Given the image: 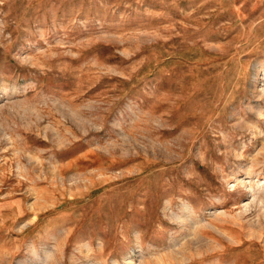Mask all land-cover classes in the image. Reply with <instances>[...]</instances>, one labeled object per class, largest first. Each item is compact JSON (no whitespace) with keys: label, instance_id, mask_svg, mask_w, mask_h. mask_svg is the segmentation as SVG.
<instances>
[{"label":"rangeland","instance_id":"374dc122","mask_svg":"<svg viewBox=\"0 0 264 264\" xmlns=\"http://www.w3.org/2000/svg\"><path fill=\"white\" fill-rule=\"evenodd\" d=\"M0 264H264V0H0Z\"/></svg>","mask_w":264,"mask_h":264}]
</instances>
